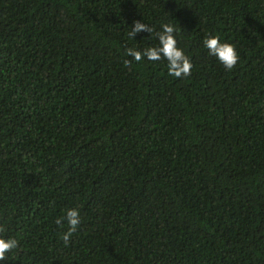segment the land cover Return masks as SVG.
Wrapping results in <instances>:
<instances>
[{"label": "trees", "instance_id": "1", "mask_svg": "<svg viewBox=\"0 0 264 264\" xmlns=\"http://www.w3.org/2000/svg\"><path fill=\"white\" fill-rule=\"evenodd\" d=\"M134 20L191 75L125 56L156 43ZM0 225L5 264H264V0H0Z\"/></svg>", "mask_w": 264, "mask_h": 264}, {"label": "clouds", "instance_id": "2", "mask_svg": "<svg viewBox=\"0 0 264 264\" xmlns=\"http://www.w3.org/2000/svg\"><path fill=\"white\" fill-rule=\"evenodd\" d=\"M178 28L167 22L160 24L159 30L142 20H134L129 37H135L141 32L147 33V39H155L153 46L144 47H126L124 55L131 58L137 64L148 61H166L167 73L169 76L182 79L191 75L193 64L186 54L185 50L178 46ZM143 38V37H142ZM203 48L207 55L215 58L216 61L227 71H231L239 61V53L236 45L221 39L218 35H209L202 41ZM131 61L126 60L129 64ZM82 217L78 207H66L62 214L55 219V224L60 230V238L65 247L69 245L73 235L81 227ZM20 241L12 235L7 234V229L0 225V264H5L9 256L20 251Z\"/></svg>", "mask_w": 264, "mask_h": 264}]
</instances>
